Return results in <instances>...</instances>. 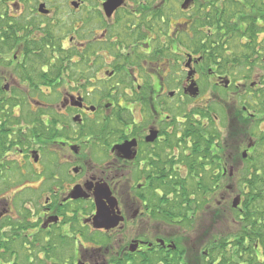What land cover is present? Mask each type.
<instances>
[{
    "label": "flooded vegetation",
    "instance_id": "obj_1",
    "mask_svg": "<svg viewBox=\"0 0 264 264\" xmlns=\"http://www.w3.org/2000/svg\"><path fill=\"white\" fill-rule=\"evenodd\" d=\"M0 118V264H264V0H0Z\"/></svg>",
    "mask_w": 264,
    "mask_h": 264
},
{
    "label": "water",
    "instance_id": "obj_2",
    "mask_svg": "<svg viewBox=\"0 0 264 264\" xmlns=\"http://www.w3.org/2000/svg\"><path fill=\"white\" fill-rule=\"evenodd\" d=\"M188 3H189V1H186L185 7L188 5ZM94 221H95L94 224L97 228L111 227V226H109V224L105 223L103 209L100 206H98V213H97V216L95 217ZM114 225H116V224H114Z\"/></svg>",
    "mask_w": 264,
    "mask_h": 264
},
{
    "label": "trees",
    "instance_id": "obj_3",
    "mask_svg": "<svg viewBox=\"0 0 264 264\" xmlns=\"http://www.w3.org/2000/svg\"><path fill=\"white\" fill-rule=\"evenodd\" d=\"M17 78H20V79H22V80H24V81H26V80H29L31 83L34 81V79H33V76H25V77H22V76H17ZM43 78V77H42ZM15 96H17V93H15L14 94V97ZM19 102L18 101H16V99H11L10 101H8V102H6L5 104L7 105H17ZM4 105H2L1 107H3ZM1 119V118H0Z\"/></svg>",
    "mask_w": 264,
    "mask_h": 264
},
{
    "label": "rangeland",
    "instance_id": "obj_4",
    "mask_svg": "<svg viewBox=\"0 0 264 264\" xmlns=\"http://www.w3.org/2000/svg\"><path fill=\"white\" fill-rule=\"evenodd\" d=\"M180 20H181V17L175 16L172 23H175V22L180 21Z\"/></svg>",
    "mask_w": 264,
    "mask_h": 264
}]
</instances>
